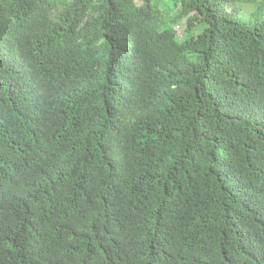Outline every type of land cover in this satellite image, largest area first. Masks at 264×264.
Instances as JSON below:
<instances>
[{"label":"trees","instance_id":"obj_1","mask_svg":"<svg viewBox=\"0 0 264 264\" xmlns=\"http://www.w3.org/2000/svg\"><path fill=\"white\" fill-rule=\"evenodd\" d=\"M0 264H264V0H0Z\"/></svg>","mask_w":264,"mask_h":264},{"label":"rangeland","instance_id":"obj_2","mask_svg":"<svg viewBox=\"0 0 264 264\" xmlns=\"http://www.w3.org/2000/svg\"><path fill=\"white\" fill-rule=\"evenodd\" d=\"M182 28H184L183 25H182V26H176V27H175V29H176V34H177V36H178L179 38L182 36V32H181Z\"/></svg>","mask_w":264,"mask_h":264}]
</instances>
